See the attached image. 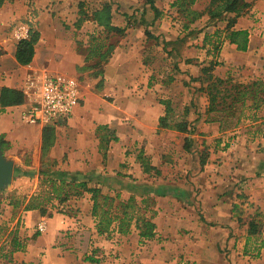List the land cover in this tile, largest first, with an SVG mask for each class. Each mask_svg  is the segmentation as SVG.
<instances>
[{
  "label": "rangeland",
  "instance_id": "374dc122",
  "mask_svg": "<svg viewBox=\"0 0 264 264\" xmlns=\"http://www.w3.org/2000/svg\"><path fill=\"white\" fill-rule=\"evenodd\" d=\"M45 1L40 8L32 0L3 3L0 57L18 42L11 38L15 28L25 26L28 37L35 32L41 11L49 29L59 27L62 49L75 45L79 52L99 47L105 55H89L84 62L88 68L77 70L81 101L74 112L78 107L82 110L73 122L71 115L42 127L24 124L19 115L15 140L0 135L2 155L13 162L12 182L0 191V264H43L44 258H73L79 249H87L81 254L84 261L91 258L92 263H110L119 260L117 249H131L128 236L133 228L138 235L136 249H178L173 256L176 263L190 264L187 249H204L211 227L216 225L237 230L233 233L240 234L237 240L248 237L247 249L238 259L241 264H264V249H252L264 241V166L255 164L264 161V105L253 111L248 101L235 116L242 115L220 129L217 122H209L208 96L200 89L207 83L190 79L203 78L202 67L219 60L221 43L218 50L209 43L215 41L214 32L225 22L204 15L184 29V19L172 12L167 0L158 4L161 11L157 17L151 0ZM152 1L154 5L156 0ZM247 1L251 6L242 16L250 15L254 4L264 0ZM198 2L201 11L209 3ZM107 9L110 24L121 33L100 25L97 15ZM12 11L18 15L15 23ZM243 69L216 66L213 74L221 78L229 75L242 83L264 78V62L251 73ZM138 105L142 109L149 106V110H142L137 123ZM150 107L157 110L151 112ZM117 115L119 119L113 123ZM178 123H185L191 131L171 127ZM247 152L255 153L254 157L249 159ZM219 153L235 154L238 159L226 164ZM245 162L254 163L255 169L251 164L244 166ZM59 179L88 181L103 194H119L122 200L134 197L135 217L150 219L158 229L157 237L140 241L135 219L126 234L113 229L99 235L91 215L90 194H70L59 202L50 193V181L58 185ZM34 195L46 197L44 214L22 211ZM221 199L222 205H227L219 211L216 201ZM116 202L112 211L117 210ZM213 213L222 215L227 223H215ZM251 223L255 234L249 233ZM27 249H35L31 260L17 256L23 253L26 257ZM227 256L229 264L237 263L231 253Z\"/></svg>",
  "mask_w": 264,
  "mask_h": 264
},
{
  "label": "crops",
  "instance_id": "0c3cea01",
  "mask_svg": "<svg viewBox=\"0 0 264 264\" xmlns=\"http://www.w3.org/2000/svg\"><path fill=\"white\" fill-rule=\"evenodd\" d=\"M32 1L35 3V6L37 8L44 6V4L46 5L45 0ZM173 1L174 0H167L166 2L172 3ZM198 1L199 0H196L193 8H197L196 10L201 11L202 9L200 7L198 8L200 3ZM160 2H162V0H156L154 4V6L158 8V10H160L158 5L160 4ZM172 12L176 13L175 9H173ZM39 15V17L37 16V21L39 20L38 27L34 30L35 33H37L38 37L34 44V56L30 64L21 66L16 62L15 51L17 42L15 44H11V46L9 47L5 45V47H7V51H5L0 57V89L3 87H8L21 91L27 75L33 72L46 71L51 74H62L75 77L77 70L88 68H86V63L84 62L86 61V58L89 57V55L91 56L94 54H92L90 50H80L78 52L75 45H73V47H68L67 49H62L61 41H63V38L60 34L59 27L56 26L55 30L52 28L49 29L47 26V22H43L42 19V17L44 18V12L41 11ZM17 16L18 15L14 13V11L11 12L13 23L17 21ZM1 18L2 17L0 16V19ZM232 29L246 30L248 32L247 50L244 52L238 51L235 45L230 44L227 40L222 41V49L219 54L218 60L221 62V65L219 66L221 68L224 67L225 70L228 69V67H241L244 68L242 72L251 73V71L256 70L260 62H264V1H257L251 10V14L248 16L239 17ZM13 33L14 31L12 32L11 38L14 39ZM0 45H3L2 39H0ZM53 67L64 69V71L60 72L52 70ZM25 104L26 100L24 98V101L21 105L7 107L0 112V135L3 136L4 140H15L18 129L20 130L19 115L20 112L25 108ZM150 108L151 112H153V110H157L156 107H154L153 109L152 107ZM147 109L139 108L138 105L137 110L139 112H136L137 118H135L137 123L143 114L142 110ZM81 110L82 107H78V109L75 110V112L71 116V122H73L76 117L80 115ZM118 116L119 115L115 117V121H113V123H116V120L119 119ZM262 121H264V119H262ZM115 126L116 125H114V127ZM40 129L35 128V130L39 131ZM219 154L220 155L217 156H219V158H223L221 159V162L226 164L231 161L233 162L234 157L236 158V161L238 159L235 154H233V157H231V155L229 154L226 155L225 153ZM247 155L249 156V159H251L252 157H254L255 153L247 152ZM240 162L236 163V165L239 166ZM258 162L260 163L258 164ZM245 164L246 165L244 166H249L250 164L252 165L254 163L245 162ZM255 164L258 167H262L264 166V161L259 160L255 162ZM253 169H255L254 166ZM216 202L220 207L219 211H222L221 208H226L227 204L222 205V199L219 202ZM210 214H212V210H210ZM212 216L215 217V223L222 224L223 221L224 223H227L226 219L222 215H216V213H213ZM56 228L59 227L57 226ZM211 228L212 235L209 242L205 243V245L203 246L204 249H187L186 258L189 260L190 264H229V261L227 260V254L230 253L231 255H233V259L237 260L236 264H241L238 259L239 256L242 257V254L247 249L245 240H247L248 237L239 238L237 240V236H240V234H233L237 230H234V232H232L217 225ZM157 230L158 229H155V237H157ZM128 237L131 238V249H117L119 251V260H115L110 263L102 261H100L99 263L84 261L81 258V254H83L87 249H79L74 252L75 255L73 256V258L71 256L70 258H53L51 257L52 253L47 252L51 258H49L50 260L44 258L43 264H177L175 259H173V256L175 253L177 254L178 249H147L148 247L136 249L138 235L135 232L134 228L133 230H131V234H129ZM259 247L260 246H257L255 248L253 247L252 249H264ZM219 249H226V252L221 253L219 252ZM27 250H29V252L26 257L24 256L26 254L23 253H18L17 256H21L25 260H31V255L33 254L32 252L35 249ZM230 264L234 263L230 262Z\"/></svg>",
  "mask_w": 264,
  "mask_h": 264
},
{
  "label": "trees",
  "instance_id": "16d2710c",
  "mask_svg": "<svg viewBox=\"0 0 264 264\" xmlns=\"http://www.w3.org/2000/svg\"><path fill=\"white\" fill-rule=\"evenodd\" d=\"M5 1L12 0H0V7ZM149 2L155 17L160 15L159 10L153 5V1L151 0ZM195 2L196 0H174L171 3V7L184 19L182 23L184 29H188L195 21L207 15L212 21L222 20L226 22L222 29H216L214 32L216 37L214 38L215 41L209 43L213 46L214 50H218L217 44L225 40L235 45L238 51L244 52L247 50L248 32L246 30H234L232 28L237 19L250 8L251 3L247 0H209L204 10L198 11L193 8ZM108 10L109 9L105 10L104 14L98 13L99 15H97V18L100 25L107 28L108 31L121 33V29L110 24ZM101 17L105 18L102 19ZM219 35H221L222 39ZM37 37V33L32 32L27 39H22L17 42L15 60L19 65L25 66L31 63ZM206 40L207 38L203 40L204 45ZM110 48V45H108L106 50L109 51ZM90 51L92 54H97L101 57L105 55L100 53L99 47H93ZM219 65H221V63L217 60L210 62L209 65L201 69L203 78L198 77L190 79L191 81H200L201 84L207 83L205 87H200V89L205 91L208 96L209 103L207 113L212 114L209 122H217L219 128L222 129L225 124L229 123L228 120L234 119L235 117L239 118L242 115V113H240V115L235 116L238 110L241 112L248 101L251 102L248 108L253 111H257L264 105V78H257L249 83H242L235 81L229 75L224 78L217 77L213 74V71L214 68ZM191 90L192 93L195 91L192 87ZM23 101L24 96L20 90L8 87L0 89V112L7 107L21 105ZM163 120L164 118L161 119V122ZM164 127L168 126L165 124ZM171 127L181 132L191 131L185 123H178ZM44 136L46 139V135ZM186 141L188 143L190 140L186 138L185 142ZM50 182H52V191H50V193L53 194L55 199H58L59 202L66 201L70 194L75 196H80L82 193L90 194L92 201L91 215L95 219V228L99 235L107 234L113 231V229H116L120 234H126L135 219V227L139 231L140 241L154 238L155 224L146 217H135L134 208L136 205L134 203V197L131 196L128 200L119 199V194L115 197H111L107 194H103L99 187L91 186L88 181L83 180L78 182H67L64 179H59L58 185H55V180ZM63 191H65L64 194H62ZM45 199L46 197H41L40 195L31 196L24 204L22 211L38 210L40 213L44 214ZM116 200L117 210L112 211L113 202ZM143 202L146 203V199H143ZM12 204L14 208L18 207V203ZM249 233H256L254 223L250 224ZM17 246L18 242L14 241V247L17 248ZM260 246H264V241H262ZM13 250L16 251L18 249ZM87 260L94 261L91 258H87Z\"/></svg>",
  "mask_w": 264,
  "mask_h": 264
},
{
  "label": "built area",
  "instance_id": "2783aa9c",
  "mask_svg": "<svg viewBox=\"0 0 264 264\" xmlns=\"http://www.w3.org/2000/svg\"><path fill=\"white\" fill-rule=\"evenodd\" d=\"M17 41L28 37V29H14ZM21 92L26 100L20 112L24 124L47 126L69 118L81 101L79 82L75 77L51 74L46 71L27 75Z\"/></svg>",
  "mask_w": 264,
  "mask_h": 264
},
{
  "label": "water",
  "instance_id": "95a60500",
  "mask_svg": "<svg viewBox=\"0 0 264 264\" xmlns=\"http://www.w3.org/2000/svg\"><path fill=\"white\" fill-rule=\"evenodd\" d=\"M13 179V162L6 160L0 148V191L8 187Z\"/></svg>",
  "mask_w": 264,
  "mask_h": 264
}]
</instances>
